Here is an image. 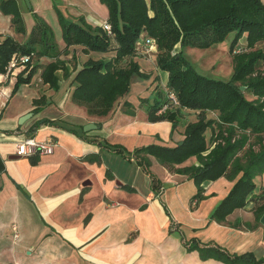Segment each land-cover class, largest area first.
<instances>
[{
    "label": "crops",
    "instance_id": "crops-1",
    "mask_svg": "<svg viewBox=\"0 0 264 264\" xmlns=\"http://www.w3.org/2000/svg\"><path fill=\"white\" fill-rule=\"evenodd\" d=\"M28 1L29 5L16 0L26 34L16 33L11 16L0 10V40L10 35L24 41L34 24L32 12L49 23L59 38L54 3L67 18L84 17L92 26H102L108 18V9L99 0ZM57 44L64 47L62 36ZM68 51L61 56L68 74L58 71L57 90L41 83L37 73L29 84L12 93L15 76L0 74V158L4 165L0 172V264H223L201 261L196 251L188 253L184 242L189 240L264 259V226L260 219L255 220L260 203L256 195L264 186V173L255 177L256 188L247 205L217 222L210 214L235 179L222 176L204 183L205 196L194 205L190 200L196 190L193 181L169 172L148 156L151 171L162 182L156 198L149 176L139 166L94 140L120 144L129 152L152 143L174 146L182 139L185 124L195 119L197 111L183 109V118L174 129L167 120L151 122L147 118L145 99L152 101L155 88L164 89L168 80V73L156 65V53L146 56L139 52L133 57L148 78L131 76L129 92L108 115L98 117L73 102V79L87 59L111 53H84L80 45H72ZM48 61L45 57L39 60ZM41 95L50 102L33 111L32 101ZM124 102L132 105V114L124 110ZM41 120L53 123L34 128ZM88 123L95 128L84 130ZM29 136L52 140L56 143L53 153L18 156L16 142ZM191 164H198L196 157L179 166ZM185 185L191 191L188 195ZM160 200L177 228L171 226ZM180 228L190 233L188 240Z\"/></svg>",
    "mask_w": 264,
    "mask_h": 264
},
{
    "label": "trees",
    "instance_id": "trees-1",
    "mask_svg": "<svg viewBox=\"0 0 264 264\" xmlns=\"http://www.w3.org/2000/svg\"><path fill=\"white\" fill-rule=\"evenodd\" d=\"M99 1L108 9L106 22L110 24V33L102 26L88 24L84 17L76 21L67 18L54 3L64 47L59 48L53 29L32 12L34 24L24 41L19 42L10 35L0 40V74H5L13 55H26L28 60L15 75L12 93L22 84H29L37 73L41 83L57 90L58 71H62L63 76L68 74L66 61L61 56L68 54L70 46L80 45L84 53H111L89 58L82 64L75 73L71 95L73 102L84 106L89 115L106 116L117 100L129 92L131 76L148 78L133 57L139 53L141 40L153 38L157 45L156 65L168 73V80L164 89L155 88L152 101L145 99L148 120H167L174 129L183 118V109L197 111L195 119L185 124L183 137L174 146L152 143L127 152L120 144L94 140L139 166L149 176L151 192L156 198L160 196L162 182L151 171L148 156L154 157L169 172L186 175L193 181L196 190L190 200L194 205L205 196L204 183L222 176L235 179L210 214V219L217 222L226 220L235 209L247 205L254 195L255 177L264 173V48L259 46L264 43V2ZM0 10L11 16L16 33L26 34L16 0H0ZM229 35L232 37L228 52L233 62L230 79L209 77L191 65L185 55L187 49L210 48ZM43 57L49 61L40 63ZM170 94L174 95L176 103ZM49 102L44 95L33 99V111ZM123 106L126 112L133 113L131 104L124 102ZM207 113L215 116L207 117ZM43 123L53 121L41 120L34 128ZM191 157H196L198 164L179 166ZM2 170L4 165L0 158V172ZM256 198L260 201L255 209L258 222L264 212V186ZM160 201L174 226L169 210ZM184 247L188 253L196 251L201 261L264 264V259H256L251 253L230 254L216 245L200 246L196 240L184 242Z\"/></svg>",
    "mask_w": 264,
    "mask_h": 264
},
{
    "label": "rangeland",
    "instance_id": "rangeland-1",
    "mask_svg": "<svg viewBox=\"0 0 264 264\" xmlns=\"http://www.w3.org/2000/svg\"><path fill=\"white\" fill-rule=\"evenodd\" d=\"M47 24L49 25V23ZM231 37L232 36L229 35L224 41L210 48H206V49L189 48L185 52V55L187 59L189 60V62L191 63V65L198 72L204 75H207L209 77L222 79V80H228L232 77V74H233V62L228 52L229 42L231 40ZM60 39H61V36L57 38V35H55V40L60 41ZM241 43L244 44L245 42L241 40ZM259 46L264 48V43L259 44ZM214 116H215L214 113H207V117H214ZM209 133L210 131H207V135H209ZM183 189H184L185 195H188L191 193L190 188L187 187L186 185L183 187ZM193 190H194V187H193ZM173 228H177L176 222ZM180 230L183 232L182 228H180ZM183 234H184L185 240H188L190 233L186 230L183 232Z\"/></svg>",
    "mask_w": 264,
    "mask_h": 264
},
{
    "label": "built area",
    "instance_id": "built-area-1",
    "mask_svg": "<svg viewBox=\"0 0 264 264\" xmlns=\"http://www.w3.org/2000/svg\"><path fill=\"white\" fill-rule=\"evenodd\" d=\"M102 28L110 33V24L106 21L102 24ZM139 44L138 52L146 56H151L157 51L156 41L153 38H145ZM27 60L28 56L26 55H13L3 75L5 77L15 76L24 67ZM170 98L176 103L173 94H170ZM55 146L56 143L52 140H38L34 136H29L16 142L15 153L21 157L50 155L53 153Z\"/></svg>",
    "mask_w": 264,
    "mask_h": 264
},
{
    "label": "water",
    "instance_id": "water-1",
    "mask_svg": "<svg viewBox=\"0 0 264 264\" xmlns=\"http://www.w3.org/2000/svg\"><path fill=\"white\" fill-rule=\"evenodd\" d=\"M26 1V3L29 5V1L28 0H25ZM244 89V86H241V90H243ZM92 128H95V124H93V123H88V124H86L85 126H84V130H86V131H88V130H90V129H92ZM260 223L262 224V226H264V212H263V214L261 215V217H260Z\"/></svg>",
    "mask_w": 264,
    "mask_h": 264
}]
</instances>
